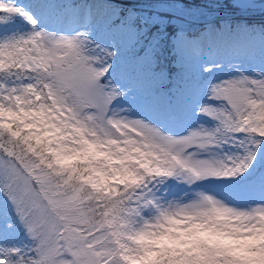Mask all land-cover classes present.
Listing matches in <instances>:
<instances>
[{
	"label": "snow or ice",
	"instance_id": "snow-or-ice-1",
	"mask_svg": "<svg viewBox=\"0 0 264 264\" xmlns=\"http://www.w3.org/2000/svg\"><path fill=\"white\" fill-rule=\"evenodd\" d=\"M0 264H264V0H0Z\"/></svg>",
	"mask_w": 264,
	"mask_h": 264
},
{
	"label": "rangeland",
	"instance_id": "rangeland-1",
	"mask_svg": "<svg viewBox=\"0 0 264 264\" xmlns=\"http://www.w3.org/2000/svg\"><path fill=\"white\" fill-rule=\"evenodd\" d=\"M148 6H150V5H148Z\"/></svg>",
	"mask_w": 264,
	"mask_h": 264
}]
</instances>
